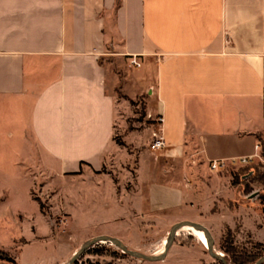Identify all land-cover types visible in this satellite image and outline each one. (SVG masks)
Returning a JSON list of instances; mask_svg holds the SVG:
<instances>
[{
    "label": "crops",
    "instance_id": "1",
    "mask_svg": "<svg viewBox=\"0 0 264 264\" xmlns=\"http://www.w3.org/2000/svg\"><path fill=\"white\" fill-rule=\"evenodd\" d=\"M133 55L141 68L129 66ZM120 87L129 98L148 96L157 128L163 117L166 146L138 151L134 179L120 165L133 155L116 141ZM258 144L264 155V0H0V206L20 203L13 211L25 222L21 236L47 238L35 177L60 176L112 194L107 230L80 247L107 236L158 256L163 234L179 222L202 224L219 239L239 220L262 244L264 219L235 202L225 171L210 167L251 156ZM108 164L133 182L130 190L103 173ZM196 245L177 240L164 259L174 246ZM202 249L193 264H220Z\"/></svg>",
    "mask_w": 264,
    "mask_h": 264
},
{
    "label": "rangeland",
    "instance_id": "2",
    "mask_svg": "<svg viewBox=\"0 0 264 264\" xmlns=\"http://www.w3.org/2000/svg\"><path fill=\"white\" fill-rule=\"evenodd\" d=\"M114 93L119 103H123V107L119 108L116 120V141L119 145L124 143V146H120L127 153L133 155L131 161L127 163L125 159H120V165H123L122 169H129L130 179H134L135 173L132 171L136 166L137 153L142 148L147 149L149 147L153 141V134L159 132V128L155 126V122L147 113L148 96L146 94L136 98H129L124 95L121 87L116 88ZM114 166L108 164L104 168L103 173H109V177L117 186L121 184V187L124 186V188L130 190L133 187V182L121 178L118 168ZM216 171L218 173L225 171L226 177L231 182L230 185L235 187L233 188L235 192H232L237 195L235 202L240 204L242 201L244 208L249 211L255 210L256 213L254 214L260 220L264 219V205L262 204V197L264 196V164L258 161L248 167L230 166ZM234 180H237L239 184L234 185ZM4 186L7 187V183L3 182L1 187L3 188ZM247 187L249 190L245 191ZM18 197L21 198L22 193H19ZM18 197L16 195V198ZM33 197L38 203L41 213L48 218L46 223L42 219H36L37 223H45V225L42 224L43 227L41 226V233L45 234L47 238L41 242L32 241L26 233L21 236L20 228L25 225V222L20 223L21 220H17L14 217L13 211V209L15 211L20 209V203H12V209L0 206V247L2 250L10 251L14 259L20 255L21 249H23L18 264H61L66 260L67 263L72 258L69 255V251L75 249V247H79L77 250L79 251L86 243H82L81 247L78 246L82 239L95 231L107 230V222L104 220L106 217H103V213L105 212L104 208L112 202V194L106 185L98 189V187L92 185V182H81L76 178L64 179L60 176H36ZM22 208L26 213L34 211V207L30 205H23ZM27 218L29 219L30 217L27 216ZM251 226L253 227V225L249 227ZM251 231L252 229L250 231L243 229V223L239 220L236 227L231 230L232 234L230 237L227 229L224 231L222 238L217 239L218 234H215L216 251L226 257L220 247L221 244L228 247L231 240L239 252L263 254L264 256V243L261 246L258 245L261 243L254 240ZM169 234L170 232L163 234V236L165 235L168 239ZM19 237H25L31 243L26 244L27 246L24 247L25 242L14 241ZM177 240L182 243H199L206 248L207 252L205 254L207 258L210 259L212 257L207 250L208 241L205 236L190 227L179 231ZM145 244L151 246L161 245L163 247L162 241H149ZM202 247L196 245L194 249L181 250L174 246L166 259L145 261L123 255L121 250L110 243H99L90 250L91 252L100 251L101 255L87 254L86 252L83 256V261L87 262L90 260L100 264H114L116 260L126 258L131 261L125 264H134L131 262H140V264H193L196 253L201 252L203 250ZM187 251L192 254L189 255Z\"/></svg>",
    "mask_w": 264,
    "mask_h": 264
},
{
    "label": "water",
    "instance_id": "3",
    "mask_svg": "<svg viewBox=\"0 0 264 264\" xmlns=\"http://www.w3.org/2000/svg\"><path fill=\"white\" fill-rule=\"evenodd\" d=\"M194 228L195 230L198 231H202L204 232V234L206 235L207 239H208V248L207 250L209 251V254L212 256V258H214L215 260L221 262L222 264H228L225 257L223 256L222 253H218L215 249V240L210 232V230L205 227L202 224L199 223H194V222H189V221H183V222H179L177 224H175L169 234V237L167 239L166 245H165V249L164 252L161 255L158 256H153V255H146L143 254L141 252L138 251H134L129 249L122 241H120L119 239L116 238H111V237H107V236H99L96 237L92 240L87 241L79 251H77L71 258V260L69 262H67L66 264H75L76 262H78L85 254L88 250H90L92 247H94L95 245L99 244V243H110L111 245L115 246L116 248H118L119 250L122 251V253L132 257V258H136L139 260H145V261H158V260H162L164 259V257L166 256V254L168 253V251L170 250L171 246L174 244V242L176 241V238L178 236L179 231H181L184 228ZM0 264H7V263H2L0 262ZM256 264H264V256L262 258H260Z\"/></svg>",
    "mask_w": 264,
    "mask_h": 264
},
{
    "label": "built area",
    "instance_id": "4",
    "mask_svg": "<svg viewBox=\"0 0 264 264\" xmlns=\"http://www.w3.org/2000/svg\"><path fill=\"white\" fill-rule=\"evenodd\" d=\"M129 66L131 68H141L142 63L139 60V56L136 55L130 56ZM156 120L157 123L159 124V132L153 134V141L149 145L150 150L152 151L161 150L166 146L161 128L163 124V117L159 116ZM258 161L264 164L263 147L261 144L255 146V153L251 156L213 161L211 162L210 167L213 171H216L220 169H226L230 166L248 167V166H252Z\"/></svg>",
    "mask_w": 264,
    "mask_h": 264
},
{
    "label": "trees",
    "instance_id": "5",
    "mask_svg": "<svg viewBox=\"0 0 264 264\" xmlns=\"http://www.w3.org/2000/svg\"><path fill=\"white\" fill-rule=\"evenodd\" d=\"M120 145L124 146V143H120ZM239 182L237 180H234V185H238ZM248 187L245 189V191H248ZM262 204L264 205V196L262 197ZM232 234L231 230H228V236ZM228 242V241H227ZM229 246H224L221 244V251H223L226 254V261L228 264H256L257 261L263 257V254H248V253H242L239 252L238 249L234 246L233 241H229ZM262 245V244H258ZM94 254V255H101L100 251L97 252H91V250L87 251V254ZM123 255L128 256L123 253ZM0 262L7 263V264H17L16 260L12 257V255L9 252H5L0 249ZM222 264L221 262H219ZM75 264H100L99 262H92V261H83V257L76 262Z\"/></svg>",
    "mask_w": 264,
    "mask_h": 264
},
{
    "label": "bare ground",
    "instance_id": "6",
    "mask_svg": "<svg viewBox=\"0 0 264 264\" xmlns=\"http://www.w3.org/2000/svg\"><path fill=\"white\" fill-rule=\"evenodd\" d=\"M192 229H194V228H192ZM195 230V229H194ZM197 232H199V233H201L202 235H204L205 236V238L207 239V237H206V235L204 234V232H202V231H198V230H196ZM207 241H208V239H207Z\"/></svg>",
    "mask_w": 264,
    "mask_h": 264
}]
</instances>
